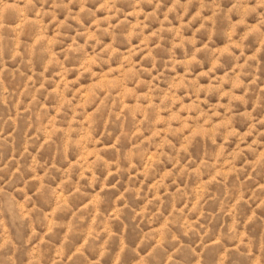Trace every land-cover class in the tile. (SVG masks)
Masks as SVG:
<instances>
[{"label": "rangeland", "instance_id": "374dc122", "mask_svg": "<svg viewBox=\"0 0 264 264\" xmlns=\"http://www.w3.org/2000/svg\"><path fill=\"white\" fill-rule=\"evenodd\" d=\"M0 264H264V0H0Z\"/></svg>", "mask_w": 264, "mask_h": 264}]
</instances>
